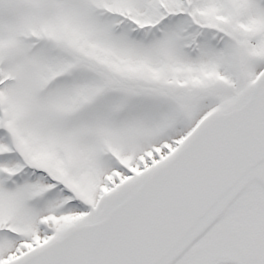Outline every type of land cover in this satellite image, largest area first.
Listing matches in <instances>:
<instances>
[{"label": "snow or ice", "instance_id": "1", "mask_svg": "<svg viewBox=\"0 0 264 264\" xmlns=\"http://www.w3.org/2000/svg\"><path fill=\"white\" fill-rule=\"evenodd\" d=\"M0 264H264V0H0Z\"/></svg>", "mask_w": 264, "mask_h": 264}]
</instances>
